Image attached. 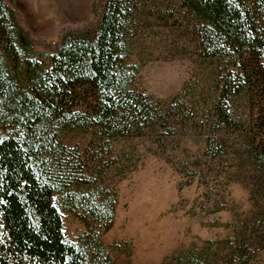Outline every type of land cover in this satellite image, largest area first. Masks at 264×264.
Segmentation results:
<instances>
[{
    "label": "trees",
    "instance_id": "trees-1",
    "mask_svg": "<svg viewBox=\"0 0 264 264\" xmlns=\"http://www.w3.org/2000/svg\"><path fill=\"white\" fill-rule=\"evenodd\" d=\"M95 3L93 27L65 32L53 50L36 52L15 10L0 0V264H117L100 241L115 195L95 184L103 156L95 140L110 147L162 141L178 123L203 129L205 156L230 155L251 205L224 224L229 235L175 250L159 264H249L264 251V0ZM150 18L186 27L192 63L202 67L200 78L166 99L137 86L139 65L130 58ZM68 133L87 136L86 144L69 146ZM109 156L106 166L115 160ZM66 199L85 226L74 242L57 209Z\"/></svg>",
    "mask_w": 264,
    "mask_h": 264
},
{
    "label": "rangeland",
    "instance_id": "rangeland-1",
    "mask_svg": "<svg viewBox=\"0 0 264 264\" xmlns=\"http://www.w3.org/2000/svg\"><path fill=\"white\" fill-rule=\"evenodd\" d=\"M3 1L15 10L36 52L53 50L63 33L91 28L96 20V0ZM192 39L186 27L146 21L137 31L130 56L139 65L137 86L166 99L191 76L200 78L202 67L191 60ZM244 103L243 97L235 101L237 114ZM202 131L178 123L170 134H160L162 141L150 136L119 140L108 147L95 140L103 152L99 169L92 171L95 184L115 195L112 224L100 241L117 264H159L175 250L229 235L231 228L224 224L250 209L248 189L230 155L212 159L202 154ZM86 137L68 133L64 142L81 149ZM111 153L114 163L106 166ZM217 206L221 208L210 212ZM57 209L65 238L74 242L85 231L79 210L67 199ZM249 264H264V251Z\"/></svg>",
    "mask_w": 264,
    "mask_h": 264
}]
</instances>
